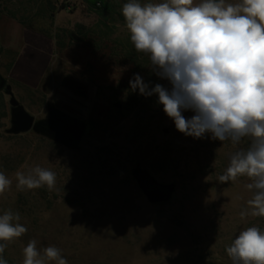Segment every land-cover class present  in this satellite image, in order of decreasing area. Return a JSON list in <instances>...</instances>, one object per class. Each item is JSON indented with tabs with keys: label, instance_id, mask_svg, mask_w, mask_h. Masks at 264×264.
I'll use <instances>...</instances> for the list:
<instances>
[{
	"label": "rangeland",
	"instance_id": "1",
	"mask_svg": "<svg viewBox=\"0 0 264 264\" xmlns=\"http://www.w3.org/2000/svg\"><path fill=\"white\" fill-rule=\"evenodd\" d=\"M126 2L0 0V171L13 181L0 195V215L19 212L27 228L8 242L2 254L8 264H23V248L33 239L38 249H61L68 264H232L226 248L239 233L252 226L264 231V217L240 216L253 195L245 187L251 181H218L249 138L234 145L210 134L186 136L158 96L131 90L134 74L150 87L171 86L130 41L121 12ZM26 46L48 53L37 52L32 60L42 76L36 86L10 76ZM6 86L35 122L49 118V107L82 121L86 128L77 148L34 130L7 134ZM35 166L56 173L54 190H17L14 173ZM137 166L157 184L172 186L168 201H147L132 177Z\"/></svg>",
	"mask_w": 264,
	"mask_h": 264
},
{
	"label": "clouds",
	"instance_id": "2",
	"mask_svg": "<svg viewBox=\"0 0 264 264\" xmlns=\"http://www.w3.org/2000/svg\"><path fill=\"white\" fill-rule=\"evenodd\" d=\"M122 16L137 52L149 57L150 68L170 88L150 87L139 74L129 81L132 91L158 96L165 114L186 136L201 139L210 134L220 142L250 143L230 156L221 184L247 177L253 192L247 215L264 217V0H163L144 3L127 0ZM194 115L185 118L183 113ZM19 191L55 189L56 173L35 166L14 173ZM12 179L0 171V195L10 190ZM19 212L0 215V264L8 242L27 228ZM232 264H264V231L256 226L241 231L226 248ZM23 264H68L61 249H38L30 240L23 248Z\"/></svg>",
	"mask_w": 264,
	"mask_h": 264
},
{
	"label": "water",
	"instance_id": "3",
	"mask_svg": "<svg viewBox=\"0 0 264 264\" xmlns=\"http://www.w3.org/2000/svg\"><path fill=\"white\" fill-rule=\"evenodd\" d=\"M47 5L51 10H55V7L50 2H47ZM4 84V81L0 78V88ZM5 88L6 94L10 97L9 104L11 106V128L6 131L7 134L18 135L34 130L41 134H46L53 140L72 149L77 148L86 128L82 121L61 115L55 108L49 107V118L45 121L35 122L34 118L16 101L10 87L6 86ZM132 177L149 203L158 204L170 199L173 192L172 186L157 184L147 172L138 166L132 171Z\"/></svg>",
	"mask_w": 264,
	"mask_h": 264
},
{
	"label": "crops",
	"instance_id": "4",
	"mask_svg": "<svg viewBox=\"0 0 264 264\" xmlns=\"http://www.w3.org/2000/svg\"><path fill=\"white\" fill-rule=\"evenodd\" d=\"M37 52L43 54L44 57L48 55V53L42 49L29 46H26L24 50L21 49V51L18 52L10 69V76L14 81L23 83L26 86H36L39 83L42 76L40 77V75L37 74L38 72L35 71L32 63L33 58L38 56L35 54Z\"/></svg>",
	"mask_w": 264,
	"mask_h": 264
},
{
	"label": "trees",
	"instance_id": "5",
	"mask_svg": "<svg viewBox=\"0 0 264 264\" xmlns=\"http://www.w3.org/2000/svg\"><path fill=\"white\" fill-rule=\"evenodd\" d=\"M102 0H84V2L89 6H96L97 3L101 2Z\"/></svg>",
	"mask_w": 264,
	"mask_h": 264
},
{
	"label": "flooded vegetation",
	"instance_id": "6",
	"mask_svg": "<svg viewBox=\"0 0 264 264\" xmlns=\"http://www.w3.org/2000/svg\"><path fill=\"white\" fill-rule=\"evenodd\" d=\"M62 115V114H61ZM45 121V120H44Z\"/></svg>",
	"mask_w": 264,
	"mask_h": 264
}]
</instances>
